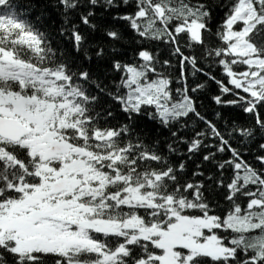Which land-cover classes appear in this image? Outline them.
<instances>
[{
  "label": "snow or ice",
  "instance_id": "1",
  "mask_svg": "<svg viewBox=\"0 0 264 264\" xmlns=\"http://www.w3.org/2000/svg\"><path fill=\"white\" fill-rule=\"evenodd\" d=\"M208 81L264 133V0H0V264H264V143L202 115Z\"/></svg>",
  "mask_w": 264,
  "mask_h": 264
},
{
  "label": "trees",
  "instance_id": "2",
  "mask_svg": "<svg viewBox=\"0 0 264 264\" xmlns=\"http://www.w3.org/2000/svg\"><path fill=\"white\" fill-rule=\"evenodd\" d=\"M222 15L223 13H219V16ZM43 23H45V26L49 27L50 29H54L59 24V18L53 16L50 21H44ZM183 44H184V40L182 38L181 45L183 46ZM195 54L197 55V57H200L201 50L196 49ZM160 55L162 58H167L168 54L164 51L163 48H161ZM201 66L205 68V71L208 70V62L202 63ZM93 70H95V66H93ZM168 71L169 74H171L174 78L173 87L174 88L180 87V84L175 82L180 74L179 66L178 64L175 63V61H173V65ZM191 72H192L191 68H188L186 70V75L188 76V83L190 86L195 83L203 82L206 80V77L199 73L196 76H192ZM213 74L217 75L218 79L222 78L219 74V69L217 68L213 69ZM226 82L227 81H225V83ZM218 94L219 91L217 86L211 81H208L207 87L201 93H197V96L199 97L198 104L200 105L199 111H201L202 115L206 116L208 119L216 123L217 127H219L221 131L225 133L226 138H228L226 128H231L233 124L256 128L255 120L253 116L251 114L243 112L241 108L238 107L222 108L216 105L213 102L212 97ZM225 98L228 99L231 97H225ZM217 112L221 114L219 119L216 116ZM261 117L264 118V109L261 110ZM120 118L123 119L122 116ZM225 122H227V124ZM140 127H143L148 131L150 138L153 139L159 138L161 140L160 149L161 151H163L164 143L171 139L168 132L164 130L156 129L153 125H151L146 121L141 122ZM200 130H205V127L201 122L196 120H189L188 127L182 130L181 135H183L185 139L190 140L193 136L194 131H200ZM230 143L234 148H237L239 151H241L244 154V158L248 162H250L254 166L259 167V164L256 161L255 157L261 154L258 145L259 143H264V133L260 132L258 128H256L254 138H248L242 141L239 137L234 136L230 140ZM179 147L182 151H185L187 145L181 144L179 145ZM229 155L230 154L227 152L219 153L218 158L227 159ZM201 156L202 154L198 156H193L192 159L190 160L187 159L186 155L183 157L186 160V173H185L186 178L191 180L200 179V177H192L191 175L192 172L197 170L196 167L197 164H200L202 166V169L205 171V175H212V176L216 175L215 169L206 162H202ZM180 159L181 157L173 156L171 157L170 162L175 164L178 163ZM230 175H231L230 171L225 173L226 182H227V178Z\"/></svg>",
  "mask_w": 264,
  "mask_h": 264
}]
</instances>
